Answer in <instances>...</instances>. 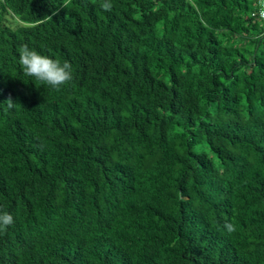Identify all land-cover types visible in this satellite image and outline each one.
<instances>
[{"label": "trees", "instance_id": "16d2710c", "mask_svg": "<svg viewBox=\"0 0 264 264\" xmlns=\"http://www.w3.org/2000/svg\"><path fill=\"white\" fill-rule=\"evenodd\" d=\"M62 2L0 0V264H264L257 0Z\"/></svg>", "mask_w": 264, "mask_h": 264}, {"label": "clouds", "instance_id": "9594fccd", "mask_svg": "<svg viewBox=\"0 0 264 264\" xmlns=\"http://www.w3.org/2000/svg\"><path fill=\"white\" fill-rule=\"evenodd\" d=\"M72 3V0H63L61 6L67 8ZM111 0H104L101 8L105 12L112 11ZM53 12V15H56ZM46 19L51 20L52 16H45ZM18 63L21 66L23 73L27 77H32L40 84H46L55 90H59L62 85L69 84L72 79V66L70 62L64 61L63 64L58 60L49 58L48 56L38 53L34 49H30L27 45H22L18 49ZM0 104H6L8 108H13L16 103L9 97ZM14 223L13 216L6 212L0 211V232L5 231L10 225ZM229 233L235 231L233 224L225 225Z\"/></svg>", "mask_w": 264, "mask_h": 264}, {"label": "built area", "instance_id": "2783aa9c", "mask_svg": "<svg viewBox=\"0 0 264 264\" xmlns=\"http://www.w3.org/2000/svg\"><path fill=\"white\" fill-rule=\"evenodd\" d=\"M258 10L256 12H252V17H258L264 23V0H257Z\"/></svg>", "mask_w": 264, "mask_h": 264}, {"label": "rangeland", "instance_id": "374dc122", "mask_svg": "<svg viewBox=\"0 0 264 264\" xmlns=\"http://www.w3.org/2000/svg\"><path fill=\"white\" fill-rule=\"evenodd\" d=\"M10 18V17H9Z\"/></svg>", "mask_w": 264, "mask_h": 264}]
</instances>
